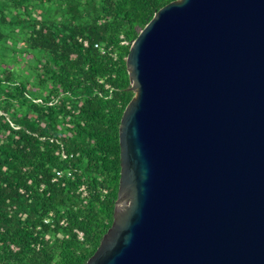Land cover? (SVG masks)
Instances as JSON below:
<instances>
[{
  "label": "water",
  "instance_id": "obj_1",
  "mask_svg": "<svg viewBox=\"0 0 264 264\" xmlns=\"http://www.w3.org/2000/svg\"><path fill=\"white\" fill-rule=\"evenodd\" d=\"M126 65L114 218L86 264H264V0H173Z\"/></svg>",
  "mask_w": 264,
  "mask_h": 264
},
{
  "label": "trees",
  "instance_id": "obj_2",
  "mask_svg": "<svg viewBox=\"0 0 264 264\" xmlns=\"http://www.w3.org/2000/svg\"><path fill=\"white\" fill-rule=\"evenodd\" d=\"M171 1L0 0V261L86 264L98 248L134 96L126 59Z\"/></svg>",
  "mask_w": 264,
  "mask_h": 264
},
{
  "label": "built area",
  "instance_id": "obj_3",
  "mask_svg": "<svg viewBox=\"0 0 264 264\" xmlns=\"http://www.w3.org/2000/svg\"><path fill=\"white\" fill-rule=\"evenodd\" d=\"M68 173H69V172H68ZM62 174H63V172H61V171H57V176H60V175H62ZM69 174H70V173H69ZM82 189H83V188H82ZM53 218H54L53 213H50V214L45 218L44 222H45V223L53 222ZM61 223H62V224H65V221L63 220V221H61ZM79 235H82V233L79 232ZM0 264H7V263L0 261Z\"/></svg>",
  "mask_w": 264,
  "mask_h": 264
}]
</instances>
